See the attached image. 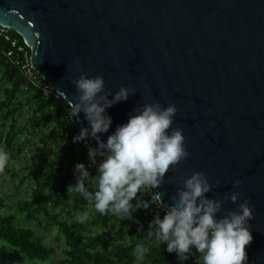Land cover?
<instances>
[{"label":"water","instance_id":"1","mask_svg":"<svg viewBox=\"0 0 264 264\" xmlns=\"http://www.w3.org/2000/svg\"><path fill=\"white\" fill-rule=\"evenodd\" d=\"M0 25L31 47L32 67L70 106L84 72L112 93L135 89L106 110L104 142L145 102L175 104L172 127H183L190 156L154 192L170 206L179 176L201 171L214 184L208 198L244 193L247 264H264V0H0ZM77 120L88 127L83 113ZM241 202L225 201L221 215Z\"/></svg>","mask_w":264,"mask_h":264},{"label":"clouds","instance_id":"2","mask_svg":"<svg viewBox=\"0 0 264 264\" xmlns=\"http://www.w3.org/2000/svg\"><path fill=\"white\" fill-rule=\"evenodd\" d=\"M71 83L78 96L71 103L69 115L78 118L83 113L88 122V127L81 126L73 140L87 143L86 138H94L96 147L87 148L90 166L97 164L98 156L101 159L95 175L84 163H77L76 182L68 185L67 192L81 196L101 215L111 214L122 220H134L133 214L141 208L162 207L163 216L156 212L149 222L147 241L166 244V251L175 252L181 262L189 258L194 248L199 253L200 264H247L245 246L252 240L249 221L253 218V207L244 193L237 190L225 192L219 198H208L205 194L214 184L201 171L179 176L175 183L181 186L171 197L170 206L162 203L161 192L153 191L164 182L166 172L190 156L183 127H172L177 114L175 104L145 102L104 142L98 134L108 132L112 124L106 110L126 101L135 89L122 85L112 93L106 89L102 75L90 76L87 72L73 78ZM8 162V152L0 150V170ZM220 183V179L215 181V185ZM240 185V179L233 180V189H239ZM145 193L149 200L143 199ZM240 199L242 202L235 210L224 209L221 215L225 201L236 203ZM88 216L85 210L77 219L83 223ZM135 223L142 230L140 221ZM147 252L146 241L140 240L132 255L142 262Z\"/></svg>","mask_w":264,"mask_h":264},{"label":"trees","instance_id":"3","mask_svg":"<svg viewBox=\"0 0 264 264\" xmlns=\"http://www.w3.org/2000/svg\"><path fill=\"white\" fill-rule=\"evenodd\" d=\"M11 32L24 43L18 33ZM23 85L22 72L8 64L0 51V115L2 128L6 130L0 134V150L8 152L9 160L16 161L27 148L24 142L27 132L39 135V129L43 128L28 160V174L34 184L29 197L18 204L23 206L28 219L43 215L48 219V226L53 221L59 227L66 242L60 249V264H200L199 253L194 248L189 258L181 262L175 252L166 251V244L147 241L149 224L140 215L142 208L133 214L134 220L98 212L83 223L77 219L78 214L87 211V202L79 195L68 193L67 187L76 182L75 165L86 166L88 145L84 141L74 142L77 134L67 125L60 100L46 97L41 90H26ZM21 117L26 120L21 121ZM4 168L13 178L21 172L9 162ZM89 170L92 175L96 174V169ZM1 179L0 173V182ZM15 186L17 190L22 187L18 181ZM3 205L0 196V206ZM163 211H159L161 217ZM16 219L14 213L0 215V264H23L24 257L52 261L53 247L33 227L17 224ZM135 220L143 225L142 230ZM43 222L38 220L40 226ZM140 240L146 241L148 252L144 261L137 262L132 250Z\"/></svg>","mask_w":264,"mask_h":264},{"label":"rangeland","instance_id":"4","mask_svg":"<svg viewBox=\"0 0 264 264\" xmlns=\"http://www.w3.org/2000/svg\"><path fill=\"white\" fill-rule=\"evenodd\" d=\"M21 121H24L23 117L20 119ZM2 122V116L0 115V134L3 133L4 130L1 125ZM39 135L36 134V132L32 133L27 132L28 136L25 139V146L27 148L25 151L22 153L21 156H17L15 158L16 161L14 160H9L10 165H15L16 167H19L20 173L15 174H8L5 171V168L3 170H0V173L2 175V179L0 182V196L2 197L5 205L0 206V215H7L10 213H14L17 216V224L23 225V226H31L33 227L37 232V235H40L43 241L53 247L54 249V258L52 261H40V260H32L28 257H24L23 264H60V257H61V251L60 249L65 246V238L61 234V230L53 221L50 222V226L47 225L46 222H48L47 217L38 215L36 216L37 218L35 219H28L26 216L25 211H23V206L19 205V201H22L24 197H29L32 185L34 184L33 181L31 180V176L28 174L29 168V156H30V150L33 151L36 144L37 140L40 136V134L43 132V128L41 127L39 129ZM37 147V146H36ZM23 171V172H22ZM15 181H18L22 187L17 190L15 186ZM17 183V182H16ZM16 188V189H15ZM87 211L89 212L90 218L92 215L96 213L94 208H90L87 205ZM88 216V217H89ZM88 219V221L90 220ZM38 220H42L43 225L40 226L38 223ZM90 222V221H89ZM97 229V228H96Z\"/></svg>","mask_w":264,"mask_h":264},{"label":"built area","instance_id":"5","mask_svg":"<svg viewBox=\"0 0 264 264\" xmlns=\"http://www.w3.org/2000/svg\"><path fill=\"white\" fill-rule=\"evenodd\" d=\"M12 29L0 25V51L5 61L17 67L24 77V89H36L41 90L46 97H55L60 100L63 105V115L66 119L67 125L78 135L80 130V123L77 118H72L69 115L70 105L69 103L54 89V87L49 84L31 65V47L25 42L21 43L17 37L12 35ZM87 145L96 147V141L94 138H86ZM85 142V141H84ZM97 164L90 166V161L88 154L84 159L86 166L91 169H97L100 157L97 158ZM154 191V189H153ZM139 195V194H138ZM147 196L144 200H149L150 197L148 193L144 194ZM143 195V196H144ZM135 200H133V203ZM162 207H157L156 205H151L148 209H141L140 215L142 219L149 222L154 218L156 212H159Z\"/></svg>","mask_w":264,"mask_h":264}]
</instances>
